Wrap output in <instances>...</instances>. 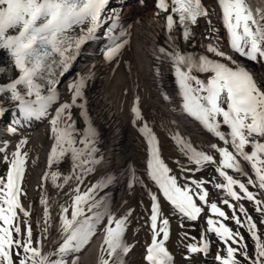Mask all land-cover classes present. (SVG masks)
Segmentation results:
<instances>
[{
  "label": "snow or ice",
  "instance_id": "obj_1",
  "mask_svg": "<svg viewBox=\"0 0 264 264\" xmlns=\"http://www.w3.org/2000/svg\"><path fill=\"white\" fill-rule=\"evenodd\" d=\"M140 2L143 3V0ZM108 3L109 0H0V49L8 51L20 72L18 79L0 85V93L10 92L12 99L21 102V112L26 119L41 120L48 116V109L56 100L54 69L68 68L76 50L86 40L91 39L103 23L102 13ZM218 4L223 27L227 32L228 46L232 52L252 62H264V0H218ZM156 8L168 13L166 28L169 31L177 23L182 26L185 40L192 35L190 25L196 24L199 17L208 16L202 0H170V3L167 0H156ZM174 15L178 20L174 19ZM115 16L116 13L113 12L109 17L113 19V26ZM76 28H79L80 34H70ZM218 31L209 21L210 35H216ZM12 32L14 34H10ZM126 43V40L122 43L113 41V46L105 53L106 59L111 60ZM160 51L166 53L172 62L176 82L183 96L184 111L199 120L226 145H209L219 153L216 171L225 181L215 187L224 189L233 200L247 199L254 202L257 205L256 210L264 215V200L256 199V193L249 191L247 186L254 185L264 192V81H258L243 64L215 44H209L207 51L226 62L206 55L195 57L181 53L178 48H173L170 52L161 48ZM193 72L210 75L205 80L198 78ZM38 78L47 80L48 95L41 94L44 85L37 83ZM85 79L81 76L69 85L72 92L71 103L61 104L55 109V115L49 119L53 143L47 158L48 165L59 164L70 153L73 172L72 175L62 176L59 171H46L44 178L50 179L57 188L70 185L73 179L77 182L75 188L70 187V204L60 205L59 246L50 252L43 250V239L46 238L50 217L49 200L44 193L41 194L40 203L44 206L45 235L33 242L32 228L27 219L30 212L25 209L20 199L25 161L28 157L27 152H21L23 145L27 143V140L22 139L10 157L7 154L3 156L8 168L5 176L0 177V264H16L13 256L18 258V264H79L77 254L91 242L105 218L107 222L103 224L97 264H126L125 257L133 247L125 238L131 210L117 217L109 211L106 198L98 196L100 190L112 183V177L102 178L83 191L80 189L82 177L93 171L90 165L97 163L93 156L96 151L95 129H86L84 137L79 141L83 147H76L77 141L69 112L76 105L77 98L83 94ZM19 85L27 89L28 96L35 94L36 99L26 100L18 90ZM136 101L138 104L139 97ZM137 104L132 107L135 115L133 123L142 119ZM222 124L227 126V133L221 131ZM9 131L15 133L16 128L11 127ZM140 131L149 146V178L176 211L188 220H197L203 208L193 198L192 193L195 190L187 183L179 184L177 177L171 174L161 158L157 138L147 123ZM174 139H177L181 151L188 156L189 161L198 168L215 163L212 154L198 151L191 143L179 137L178 133ZM247 147L251 151H247ZM6 148L7 142H4L0 146V153H4ZM241 160L254 173V178L249 177L247 184L226 171L233 169L237 174L245 175ZM77 169L80 170L79 173ZM59 179L63 180L62 184L57 183ZM204 183L202 180L192 181L198 190L195 194L201 202H206L208 195L203 187ZM234 186H238L240 191L237 192ZM149 195L151 242L146 245L144 260L147 264H174L173 256L166 247L170 234L169 220L161 216L157 195ZM223 203L229 208L234 207L227 199ZM208 207L211 213L225 220L229 219L215 202ZM240 212L246 215L245 221H241L235 212L231 219L237 225L247 226L255 245L254 257L248 255L247 245L243 243L244 238L239 231L233 232L225 223L209 217L207 232L215 233L226 245V256L217 253L215 259L219 264H240L237 259L239 253L249 264H264V240L258 235L257 225L247 215L243 205H240ZM18 213H23V221ZM21 223L25 226L23 233ZM229 241L232 243L229 244ZM238 243L242 244L243 250L232 246ZM186 249L190 254H207L209 241L202 233L200 242L189 243ZM19 250H22V254Z\"/></svg>",
  "mask_w": 264,
  "mask_h": 264
},
{
  "label": "bare ground",
  "instance_id": "obj_2",
  "mask_svg": "<svg viewBox=\"0 0 264 264\" xmlns=\"http://www.w3.org/2000/svg\"><path fill=\"white\" fill-rule=\"evenodd\" d=\"M127 1L129 0H111L108 4L109 9L105 11L106 15L103 17L102 29L99 32L97 31L98 46L95 49L90 48L88 52L84 51L88 55L98 53L102 58H99L97 64L96 61L86 64H83L85 60L77 62L70 70L69 77L61 80L60 86L63 98H61L56 107L61 103H71L72 92L69 88L71 83L81 76L87 79H85L86 86L83 91L90 92V98L87 95L85 98H77L76 105L69 109L71 121L74 126V136L77 141L76 147H83L79 141L84 137L86 129L91 127L96 131V151L93 153V156L97 163L90 165L93 171L82 177L80 189L83 191L102 178L107 176L112 177V183L100 190L98 196H104L106 198L109 211L117 217L124 215L129 209L131 210L125 238L133 247L129 256L125 257L126 264H145L142 259V253L144 251L143 246L150 235L148 227L149 193L157 195L160 207L166 204V201L159 197L158 192L154 190V187L146 176L145 159L147 156L145 152L149 146L146 138L140 135V128L145 123L148 124L156 136H160L161 138V158L163 161L169 164L175 174L182 167L179 178L181 185L187 183L190 177L195 178L197 174H199L198 181H206L205 176L210 177L211 175L208 174L211 171H215L221 181H215V176H212L210 178L211 181L205 183L206 189L211 191L212 195H209V197L207 195L208 200L215 199L216 195H218L217 190H220L219 196H224L229 202L232 199L227 195V192L225 193L222 189L215 187L216 184L224 183L225 181L222 180L223 177L216 171L219 165V153L209 147L213 143L217 144L218 147H226V145L216 136L212 139L213 137L210 138V136L201 133L204 125L184 111L182 106L184 101L177 100L176 96H181V93L174 89V87L176 88L175 85L177 82L173 83L172 80V94L170 92L164 94L165 90L168 91L164 86L165 84L148 77L146 63L150 57L149 54L155 50L154 41L160 37L162 31L160 21L162 20L163 14H157V9L156 11L152 10V3L155 0H143V3L140 0H134L136 4L133 7H125L124 11H122V5ZM206 2L210 9L214 7L211 0H206ZM113 12L116 13L114 17L115 26H113V19L109 18ZM126 21L131 23V26L125 31L126 33L131 32L127 41L129 44L120 55L112 58L114 62L108 67L105 65L106 57L104 50L101 48L102 43L104 42L107 45L114 37L119 23L125 24ZM209 21H211L213 28L219 30L218 34L211 35L213 38L209 40H213V44H215L216 39L218 40L217 44H219L220 35L225 34L226 29L223 27V22H217L214 15H211L203 27L200 28V38L210 35ZM164 22L166 20L162 21V23ZM10 34H14V32ZM173 43H177L175 35L172 36ZM196 46L200 49H205L208 45L202 46L197 41ZM4 50L0 49V85L5 83L7 75L12 74L11 71H8L6 61L2 58ZM260 63L255 65V70L259 75V81H261V78L264 80V64ZM82 67L87 68L85 69V73L80 76ZM200 74L198 73V77ZM2 96L3 94L0 93V100ZM137 97H139L138 104L136 101ZM134 104H137L140 108L142 116V119L136 120L135 123H133L135 115L132 112ZM54 115V112H50L44 122L40 121L37 124H26V129L22 133L19 132L21 125L18 127L17 133H8V136L3 139L4 142H7V148L2 153V156L5 154L10 156L15 151L16 145L22 139L27 140V143L21 149V152L28 153V157L25 161L23 193H21L20 199L25 209L30 212L27 219L31 225L33 242L35 243L37 239H41L45 235L43 232L45 228L44 206L40 203L41 194L44 193L48 197L50 217L47 225L46 238L43 239V250L46 252L53 251L59 246L61 241L59 232L60 205L68 206L70 204V187L75 188L77 183L73 179L70 185L57 188L53 186L50 179L44 178L46 171H59L62 176L72 175L73 172L70 153L66 154L65 158L59 164L48 165L47 158L53 143L49 119ZM196 122L199 123L198 126H196ZM223 127L221 131L227 133V126ZM177 133L179 137H182L187 142L191 140L193 142L191 144L192 146L205 147L207 149H205V152L214 156L215 163L198 168L189 159L185 160V154L181 151V147L177 145V139H174ZM4 134L7 133L4 132L2 136ZM19 136L20 138H18ZM157 146L158 148L160 146L158 140ZM229 150H231L230 146ZM246 150L251 151V148L247 147ZM241 163L245 172V175H242V182L247 184L249 177L254 178V173L246 162L241 160ZM226 171L229 175L238 179V174L233 169H226ZM57 183L62 184L63 180L59 179ZM254 187L260 193L259 199L264 200V192H261L258 187ZM197 200L199 199L197 198ZM201 207L204 210V207ZM255 207L257 209V205ZM235 208L242 214L239 205H235ZM161 210L165 213V217L168 218L172 227L179 226V220L176 219L177 214L172 209H168L167 212L166 206H163ZM18 215L21 221L25 219L23 213H18ZM261 216L263 218L262 214ZM184 218L181 219V222L185 220ZM106 222L107 220L105 218L101 226L98 227V231L91 242L77 254L79 264H97L99 246L103 237L101 227ZM24 229L25 226L21 223L22 233ZM185 230L187 231L184 228L183 231ZM173 234L174 230L170 233L169 244L173 247L174 264H193L195 255L188 253L187 250L181 252L182 245L189 244L191 237L180 233L174 238L172 236ZM209 256L212 255L207 253L206 256H202L204 260L201 258V264H213L212 258H209ZM14 260L18 264V258L15 257Z\"/></svg>",
  "mask_w": 264,
  "mask_h": 264
},
{
  "label": "rangeland",
  "instance_id": "obj_3",
  "mask_svg": "<svg viewBox=\"0 0 264 264\" xmlns=\"http://www.w3.org/2000/svg\"><path fill=\"white\" fill-rule=\"evenodd\" d=\"M209 182L211 181L210 179H208ZM259 197V195H258ZM254 206V205H253ZM249 212L251 213H255V207H251V206H247ZM247 210V211H248ZM256 222L259 226V230H258V235L260 236V238L262 240H264V232H263V229L261 228V221L256 218ZM232 223L234 222H229V225H232ZM184 226L183 228H180ZM230 227V226H229ZM239 227V226H237ZM187 229V235L189 237H191V241L193 242H198L199 241V236H200V233H201V228H200V222L199 221H187V220H183L181 223H180V226L175 228V234H180L181 233V230L182 229ZM241 228V227H240ZM232 229V228H231ZM235 232L236 231H239L241 234L244 235L245 237V244L247 245V251H248V255L249 256H253L254 257V241L252 240L251 236L246 234L242 229H236L234 228ZM208 240L210 241V243L213 244V242H215V237L213 235H208L207 236ZM185 240V239H184ZM236 248H239L240 250H243V247H240L238 245L235 246ZM182 250H186V245L183 244L182 245ZM222 255L223 256H226V252H224V248L222 247ZM196 259L193 261V264H197V262L200 260L201 256L200 255H197L195 256ZM237 259L240 260V264H249V262L247 260H245L242 256L239 255V253H237Z\"/></svg>",
  "mask_w": 264,
  "mask_h": 264
}]
</instances>
